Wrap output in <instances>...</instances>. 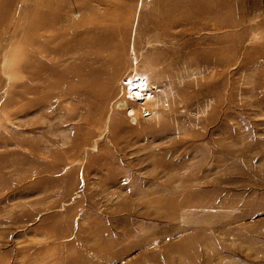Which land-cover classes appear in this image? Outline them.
Instances as JSON below:
<instances>
[{"label": "rangeland", "instance_id": "374dc122", "mask_svg": "<svg viewBox=\"0 0 264 264\" xmlns=\"http://www.w3.org/2000/svg\"><path fill=\"white\" fill-rule=\"evenodd\" d=\"M0 264H264V0H0Z\"/></svg>", "mask_w": 264, "mask_h": 264}, {"label": "bare ground", "instance_id": "6f19581e", "mask_svg": "<svg viewBox=\"0 0 264 264\" xmlns=\"http://www.w3.org/2000/svg\"><path fill=\"white\" fill-rule=\"evenodd\" d=\"M35 30V29H34ZM69 31H70V29H69ZM72 31V30H71ZM49 38H52V37H49ZM54 38V37H53ZM33 76H37L36 74H33ZM96 255V254H95Z\"/></svg>", "mask_w": 264, "mask_h": 264}]
</instances>
